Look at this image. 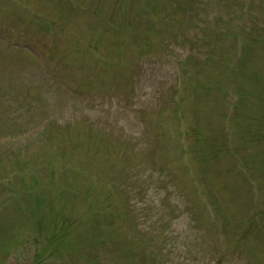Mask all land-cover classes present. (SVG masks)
I'll return each mask as SVG.
<instances>
[{
	"label": "rangeland",
	"instance_id": "obj_1",
	"mask_svg": "<svg viewBox=\"0 0 264 264\" xmlns=\"http://www.w3.org/2000/svg\"><path fill=\"white\" fill-rule=\"evenodd\" d=\"M138 1L0 0V264L73 182L86 239L38 264H264V0Z\"/></svg>",
	"mask_w": 264,
	"mask_h": 264
},
{
	"label": "trees",
	"instance_id": "obj_2",
	"mask_svg": "<svg viewBox=\"0 0 264 264\" xmlns=\"http://www.w3.org/2000/svg\"><path fill=\"white\" fill-rule=\"evenodd\" d=\"M154 4L155 3L152 0H149L148 6H150L151 11L153 10L151 6H156ZM180 9L183 11V13L187 12V10H185L184 8ZM181 17L182 16H180L179 18ZM157 18H159V14L151 13L147 20H151V22H154V19ZM138 46L141 48L139 50L140 52L138 53L140 57H143L147 53L152 54L155 52V50L152 49L153 47L150 43V40L146 41V36L142 41H140V45ZM190 80L192 81V78H190ZM191 81L186 82L188 83ZM132 82L133 78L130 79L129 83ZM195 90L196 88L187 87V84L184 86L183 90H178V96L175 100L180 105L177 107V111H185L187 101L191 100L190 91L193 92ZM177 111H175L176 119H182L184 117V114L177 113ZM75 185L76 183L73 182L70 189L60 191L59 199L62 202L61 206H59L57 198L49 199L46 205L43 204L44 200H42L40 197H37L33 202L34 206L31 208V210H29L31 225L30 228L27 229V231L28 235L30 236L28 240H30L32 236L35 235L34 240L36 242L34 243L35 254L28 264H38L41 262V258L43 257H52V259L53 257L55 259L62 258L64 257L65 253L71 251L72 248L76 249L75 246L78 247L77 241L86 239L82 234L79 233L77 229L78 236L76 242L72 241V233L76 231L72 228L75 225L73 214L63 215V212L66 213L68 208L71 211L73 210L70 207L73 201L79 199L80 197H84L85 195H88V197H90V194L88 193L81 196L80 188H75ZM27 197H29L28 194ZM22 229L26 228L23 227ZM40 236H44L43 244L37 242ZM3 237H5V243L0 244V246L3 247L5 252L9 253L8 251L17 245V241L20 239L21 235L18 234V232L13 231L12 229L3 230L0 225V238L3 239ZM88 244L90 249L95 246V243L93 242H88Z\"/></svg>",
	"mask_w": 264,
	"mask_h": 264
}]
</instances>
